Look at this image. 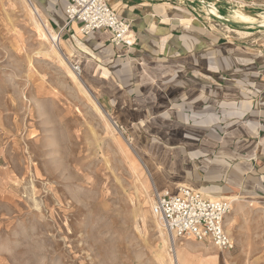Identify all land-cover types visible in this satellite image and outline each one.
Listing matches in <instances>:
<instances>
[{"label": "rangeland", "instance_id": "obj_1", "mask_svg": "<svg viewBox=\"0 0 264 264\" xmlns=\"http://www.w3.org/2000/svg\"><path fill=\"white\" fill-rule=\"evenodd\" d=\"M207 2L206 14L215 4L246 27L264 22V0ZM28 3L0 0V264H176L151 213L164 190L156 151L116 123L81 73L73 79ZM216 23L264 46V27ZM234 200L225 222L235 248L175 237L180 264H264V213Z\"/></svg>", "mask_w": 264, "mask_h": 264}, {"label": "crops", "instance_id": "obj_2", "mask_svg": "<svg viewBox=\"0 0 264 264\" xmlns=\"http://www.w3.org/2000/svg\"><path fill=\"white\" fill-rule=\"evenodd\" d=\"M32 1L116 123L156 151L164 190L185 184L212 198L253 199L264 213L262 43L226 33L193 0H107L130 22L129 46L108 29L82 34L67 22L65 0Z\"/></svg>", "mask_w": 264, "mask_h": 264}, {"label": "built area", "instance_id": "obj_3", "mask_svg": "<svg viewBox=\"0 0 264 264\" xmlns=\"http://www.w3.org/2000/svg\"><path fill=\"white\" fill-rule=\"evenodd\" d=\"M65 1L67 22H79L82 34L103 28L111 32L110 40L115 44L129 46L135 42L130 22L121 19L107 0ZM70 64L80 75L79 64ZM232 197L235 196L212 198L188 185L179 184L175 192H153L151 213L157 216L171 237H192L199 242L208 241L219 250L230 251L236 242L225 231L224 219L237 200H232Z\"/></svg>", "mask_w": 264, "mask_h": 264}, {"label": "bare ground", "instance_id": "obj_4", "mask_svg": "<svg viewBox=\"0 0 264 264\" xmlns=\"http://www.w3.org/2000/svg\"><path fill=\"white\" fill-rule=\"evenodd\" d=\"M30 6H31V8H30V11H31V13L35 16H37L38 17V19L40 20V21H38V22H41L40 24H39V26H42V28L40 29L41 30V34L44 36V37H46L45 36V34L47 33V35H49V39L50 40H52V41H54V45L55 44H58V42H60V39H59V36L57 35V34H55V32H53V30H52V28L49 26V24H48V22L46 23L45 22V24L43 23L42 24V22H43V20H42V16H41V13H40V11L38 10V8H36V6L35 5H33V3H32V1H30L29 0V3H28ZM239 8V7H238ZM214 10H215V8H214ZM215 12H216V10H215ZM240 22V21H239ZM260 25H264V22H258ZM44 27V28H43ZM229 28V27H228ZM43 30H45L46 31V33L43 31ZM240 30V29H239ZM243 30H245V29H243ZM241 31V30H240ZM238 33V32H237ZM241 33H245V32H240V34ZM247 33V32H246ZM245 33V34H246ZM243 35V34H242ZM247 35V34H246ZM55 41H56V43H55ZM56 46V52L59 54L60 53V55H62L63 57H65L66 59H67V57L64 55V53H63V51H60V49H58V48H60L59 47V45L57 46V45H55ZM70 64V63H69ZM72 77H73V79H76V80H78V81H81L80 80V78L78 77V75H77V73L74 75V74H72ZM84 84V83H83ZM85 85V84H84ZM93 96V95H92ZM95 98V97H94ZM93 98V99H94ZM100 106H98L97 104H96V108L99 110V111H101L100 110V108H99ZM104 111V110H103ZM106 113V112H105ZM108 116V115H107ZM111 122H113V124L115 125L116 123L112 120ZM151 153V152H150ZM141 162V161H140ZM147 170V169H146ZM150 180H151V178H150ZM152 184V183H151ZM232 200H234V197H232L231 198ZM171 237V236H170ZM170 237H168V239H169V251H170V255H171V259H172V261H175V263L176 264H180V260H179V257H178V247L180 246L179 244H177V245H175L174 244V241H175V237H171V238H173V239H171ZM186 246V245H185ZM188 248V247H187ZM190 249V248H189ZM191 250V249H190Z\"/></svg>", "mask_w": 264, "mask_h": 264}, {"label": "water", "instance_id": "obj_5", "mask_svg": "<svg viewBox=\"0 0 264 264\" xmlns=\"http://www.w3.org/2000/svg\"><path fill=\"white\" fill-rule=\"evenodd\" d=\"M193 1L198 2L203 7H209V3L206 0H193ZM213 6H214V8H215V10L217 12V15H214L212 13L206 14L204 11H202V13L204 15H207V17H209V18H212V19H214V20H216L218 22L223 23L224 25L234 26V27L246 26L247 25L246 23L235 21L233 19H230V18L226 17L225 15H223L219 11V9L217 8V6L215 4H213ZM254 26L255 27H264V25H260L259 23H254Z\"/></svg>", "mask_w": 264, "mask_h": 264}]
</instances>
